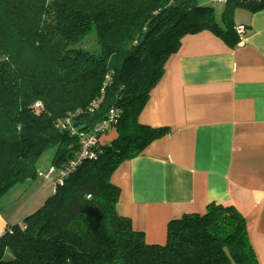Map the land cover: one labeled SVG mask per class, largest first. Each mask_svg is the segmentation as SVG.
Masks as SVG:
<instances>
[{
  "label": "trees",
  "instance_id": "1",
  "mask_svg": "<svg viewBox=\"0 0 264 264\" xmlns=\"http://www.w3.org/2000/svg\"><path fill=\"white\" fill-rule=\"evenodd\" d=\"M207 2L224 5L220 19ZM207 2L0 0V198L56 148L54 192L0 236V264H260L232 205L171 220L164 244L117 211L113 174L169 133L140 116L184 38L211 32L235 48V11L264 9V0ZM92 33L97 52L84 42ZM91 137L92 156L81 157Z\"/></svg>",
  "mask_w": 264,
  "mask_h": 264
},
{
  "label": "crops",
  "instance_id": "2",
  "mask_svg": "<svg viewBox=\"0 0 264 264\" xmlns=\"http://www.w3.org/2000/svg\"><path fill=\"white\" fill-rule=\"evenodd\" d=\"M243 10L234 20L246 31L235 48L211 32L184 38L140 116L169 133L122 163L112 182L119 215L154 244L166 243L173 219L204 214L211 203L234 206L264 264V9ZM50 191L26 207L24 219ZM9 225L0 217V236Z\"/></svg>",
  "mask_w": 264,
  "mask_h": 264
},
{
  "label": "rangeland",
  "instance_id": "3",
  "mask_svg": "<svg viewBox=\"0 0 264 264\" xmlns=\"http://www.w3.org/2000/svg\"><path fill=\"white\" fill-rule=\"evenodd\" d=\"M202 2H207L208 0H201ZM210 6H213L215 9V13L217 18L220 19L222 11L224 10V5L218 2L209 3ZM244 12L243 9L238 8L235 11V15L238 13ZM235 18V17H234ZM239 20V16H238ZM236 20V21H238ZM94 40V45L91 48L92 41ZM88 41V47H90V51H99V44L95 40V33L89 35L88 39L84 42ZM85 47V44L83 45ZM108 134H114V130H110ZM106 143H109L108 141ZM56 152L55 147H51L42 151L38 157L36 166L38 175L32 179H29L23 183L16 185L11 188L8 192H6L0 198V217L7 220L10 225L22 224L24 217L26 215V207L30 205V203L34 202V200L41 194V192L50 193L54 190L55 184L48 179H44L40 177V173H48L51 169H53V158ZM55 174L52 176L54 181ZM53 187V188H52ZM52 188V189H51ZM54 192V191H53ZM50 196V194H48ZM49 198V197H48Z\"/></svg>",
  "mask_w": 264,
  "mask_h": 264
},
{
  "label": "built area",
  "instance_id": "4",
  "mask_svg": "<svg viewBox=\"0 0 264 264\" xmlns=\"http://www.w3.org/2000/svg\"><path fill=\"white\" fill-rule=\"evenodd\" d=\"M236 31L237 33L242 37V35L245 33L246 29L243 26H237L236 27ZM68 126H70L69 124H67ZM95 138L91 137L88 140L84 141L83 145V149H82V153H81V157H86L88 155L92 156V153L90 152V148L92 146L95 145ZM56 175V171L55 168L51 169L48 173L44 174V173H40V177H43L44 179H48L49 181H53L52 176ZM54 182V181H53Z\"/></svg>",
  "mask_w": 264,
  "mask_h": 264
},
{
  "label": "water",
  "instance_id": "5",
  "mask_svg": "<svg viewBox=\"0 0 264 264\" xmlns=\"http://www.w3.org/2000/svg\"><path fill=\"white\" fill-rule=\"evenodd\" d=\"M79 125H80V123L75 124V125H74V128H77Z\"/></svg>",
  "mask_w": 264,
  "mask_h": 264
}]
</instances>
